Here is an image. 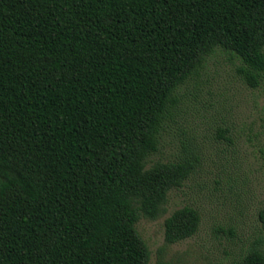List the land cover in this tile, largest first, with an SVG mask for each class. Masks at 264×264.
Here are the masks:
<instances>
[{"label":"trees","instance_id":"obj_1","mask_svg":"<svg viewBox=\"0 0 264 264\" xmlns=\"http://www.w3.org/2000/svg\"><path fill=\"white\" fill-rule=\"evenodd\" d=\"M215 50L259 85L264 0H0V264H147L135 224L163 214L196 158L147 162ZM199 221L173 211L164 242Z\"/></svg>","mask_w":264,"mask_h":264},{"label":"rangeland","instance_id":"obj_2","mask_svg":"<svg viewBox=\"0 0 264 264\" xmlns=\"http://www.w3.org/2000/svg\"><path fill=\"white\" fill-rule=\"evenodd\" d=\"M239 67L235 57L215 50L177 91L146 167L183 156L196 158L195 167L168 192L163 214L135 224L149 251L147 264H235L252 245L264 252L257 219L264 208V79L250 88ZM183 206L198 211V229L166 244L163 221Z\"/></svg>","mask_w":264,"mask_h":264}]
</instances>
